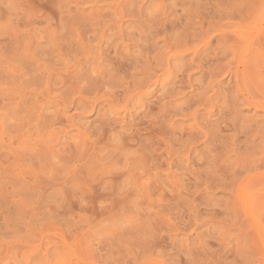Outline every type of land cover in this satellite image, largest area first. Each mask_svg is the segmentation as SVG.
Returning <instances> with one entry per match:
<instances>
[{
    "label": "rangeland",
    "instance_id": "obj_1",
    "mask_svg": "<svg viewBox=\"0 0 264 264\" xmlns=\"http://www.w3.org/2000/svg\"><path fill=\"white\" fill-rule=\"evenodd\" d=\"M0 264H264V0H0Z\"/></svg>",
    "mask_w": 264,
    "mask_h": 264
}]
</instances>
